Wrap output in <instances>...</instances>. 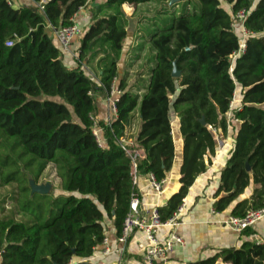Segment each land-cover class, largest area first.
I'll use <instances>...</instances> for the list:
<instances>
[{
	"label": "trees",
	"instance_id": "1",
	"mask_svg": "<svg viewBox=\"0 0 264 264\" xmlns=\"http://www.w3.org/2000/svg\"><path fill=\"white\" fill-rule=\"evenodd\" d=\"M89 1L47 0L41 10L0 0V147L24 149L15 160L17 171L6 177L3 172V179L19 182L15 198L33 217L0 216L5 264H70L72 257L87 260L78 264H98L90 258L106 235L105 218L113 219L120 233L130 209L132 160L119 139L137 108L142 126L135 142L145 150L138 170L159 180L167 177L176 158L172 108L180 119L181 186L159 206L163 220L206 170V159L211 163L216 157L215 130L229 133L233 147L221 170L214 210L224 211L234 201V216L264 207V0H195L199 6L193 12L152 33L153 66L143 93L128 87L129 73L121 77L119 69L128 36L123 5L151 0L99 5L97 11L106 14L96 17L80 39L77 66L70 68L56 30L73 24L72 17ZM242 9L250 11L244 25L251 34L245 52L234 58L242 32L232 24ZM10 40L12 45L7 44ZM93 61L96 78L85 67ZM175 68L178 76L173 75ZM115 79L122 91L118 115L110 123H99L106 140L101 146L92 119L97 111L94 93H108ZM56 96L66 102L52 99ZM26 153L41 159L36 183L50 162L60 165L62 188L57 194L32 192L20 167ZM252 184V196L242 197ZM241 233L248 238L240 246L188 264H264V242L249 239L252 228Z\"/></svg>",
	"mask_w": 264,
	"mask_h": 264
},
{
	"label": "crops",
	"instance_id": "2",
	"mask_svg": "<svg viewBox=\"0 0 264 264\" xmlns=\"http://www.w3.org/2000/svg\"><path fill=\"white\" fill-rule=\"evenodd\" d=\"M106 1L107 0H90L86 6L81 7L76 13L75 21L81 28L82 35L74 39L71 51L64 52L63 61L68 67L74 68L77 66V58L74 56V52L79 50L80 39L83 38L85 33L95 22L96 17L101 18L106 14L104 11H97V7ZM150 3L151 1L145 2V4L141 3L133 5L125 3L123 5V10L128 17V36L125 40L124 50L119 65L124 61H127V63L132 61L137 53H139L138 49L143 46L142 44H144V42L151 44V36L150 38L142 39L144 33H142L141 30L142 22L146 21L147 18L154 17L153 13V15L147 14ZM14 6L34 7L35 3L34 0H14ZM151 56H153V51ZM141 65L143 64L139 62L138 66ZM145 65L146 72L141 73L142 75L140 77L134 79L131 85H129L130 77L128 74V87H133L135 92L138 91L139 93H143L145 91V86L148 84L150 68L153 66L152 60H148ZM85 67L88 75L96 78V61L91 62L89 65H85ZM94 95L97 104V111L94 115L96 121L98 123H110L113 120V115L110 110L106 92L98 90ZM170 118L173 125V135L176 140V158L172 170L166 177L165 192L162 195L155 193L150 187L147 175H140L138 190L142 195L143 206L148 208L155 205L161 206L166 204L168 198L174 192H177L181 186L180 166L182 164L183 139L180 133V119L174 108L170 111ZM141 126L142 120L139 109L137 108L128 122L125 136L136 141ZM215 134L218 142V153L211 163L209 162V158L206 159V170L198 175L194 184L189 188V192L186 196L188 208L182 217V224L179 228V234L184 238L186 244L184 246H176L174 253L169 257L168 264H188L191 261L204 259L213 255L220 249L240 246L242 242L248 238L243 233L234 231L223 223L224 220L232 215V210L234 209L236 201L224 211L215 210V213L212 212V209H214L213 202L216 199V192L219 188L221 170L225 167L226 161L232 152L233 147L229 133L224 135L221 131L215 130ZM99 135L102 144L106 143L104 131L101 127ZM254 188L255 185L252 184L242 197L250 198L254 193ZM104 223L106 225V235L109 237L111 246L115 249L119 246L117 242V228L113 219L109 217L105 218ZM252 230L254 231V234L249 236V239L256 242H264V217L257 222ZM166 231L167 228H162L161 235H164ZM145 243L146 239L144 234L135 232L128 243V253L123 260L124 263L143 264L142 246ZM102 248L103 246L99 245L90 260L96 261L98 264H117L120 255L117 253H112L106 256L101 255ZM219 262L226 264L221 260Z\"/></svg>",
	"mask_w": 264,
	"mask_h": 264
},
{
	"label": "built area",
	"instance_id": "3",
	"mask_svg": "<svg viewBox=\"0 0 264 264\" xmlns=\"http://www.w3.org/2000/svg\"><path fill=\"white\" fill-rule=\"evenodd\" d=\"M46 2L47 0H42L34 6L35 9H44V4ZM8 3L10 5H14V0H8ZM249 13L250 11L246 9L238 11L236 19L232 24L242 32V40L238 50L234 53V58L246 50V39L251 32L247 30L244 22ZM75 16L76 14L72 17L73 24L56 30V36L63 52L71 51L74 39L82 35V30L76 23ZM7 44L12 45L13 41L10 40ZM78 55L79 50H76L74 52V56L77 58ZM121 93L122 91L117 87V79H115L111 90L106 93L113 118L118 115L117 102ZM233 103L234 100L231 102V106ZM92 119L94 120V133L99 144L102 146L103 144L99 135V123L96 121L95 117L92 116ZM119 143L126 155L132 160L131 174L134 190L131 195L130 209L123 222L122 230L120 233L117 231V242L119 246L114 249L110 244L109 237L105 235L100 244L103 246L100 254L106 256L112 253H117L120 255V259L117 264H124L123 257L127 252L128 243L135 232H140L144 234L146 239V243L142 246L143 264H157L158 262L168 264L169 257L172 253H174L176 246H184L186 244L184 238L179 234V228L182 224V217L188 208L187 199L186 197L183 199L182 203L167 220L162 219L158 205L149 208L143 206L142 195L138 190L140 180L138 164L139 161L145 157V150L138 147L134 140L126 137L125 135L120 137ZM146 175L148 177L150 187L155 191V193L162 195L165 192L166 178L159 180L153 173H148ZM212 212L215 213L216 211L212 209ZM263 217L264 207L251 209L244 216L231 215L229 218L224 220L223 223L234 231L243 232L248 228H253ZM162 228H167L164 235H161ZM3 252L4 249L0 247V264H5L3 262ZM85 261L87 260L80 257H72L70 259V264H78Z\"/></svg>",
	"mask_w": 264,
	"mask_h": 264
},
{
	"label": "rangeland",
	"instance_id": "4",
	"mask_svg": "<svg viewBox=\"0 0 264 264\" xmlns=\"http://www.w3.org/2000/svg\"><path fill=\"white\" fill-rule=\"evenodd\" d=\"M149 5L150 6L148 8L147 14H154V17L152 16L151 18H147L146 21L142 22L141 30L142 33H144L142 39L150 38L151 34L157 31V29H163L169 26L172 23L174 17L184 14L186 12H193L199 6L198 1L195 0H191L189 3H187L186 0H175V2H173V0H151V3ZM142 45L143 46L138 49L139 53H137V55L132 59V61H130L129 63H127V61H124L119 65L122 76L126 72L129 73V85L133 83L134 79L140 77L142 75L141 73L146 72L145 64L150 59L152 54L151 44L144 42V44ZM138 61L141 62V64L143 65L138 66ZM52 99L58 102H66L62 97L58 96L53 97ZM70 108L73 112V107L70 106ZM2 135L3 134H1L0 130V137ZM6 138H8L12 142H15L17 140L16 138L12 137ZM22 152H24V149L21 145H18L15 148L0 147V166H3V169L1 168L2 166L0 167V216L10 215L17 220H29L33 217L30 214L22 211L15 198L19 195V182L12 181L7 183L3 179V172L4 176L6 177L9 173L17 171L18 165L16 164L15 160L18 159V156ZM30 161H33V163L30 164ZM40 163L41 159L29 153L24 154L22 156V160L20 161V167L24 172L23 176L25 175V177L29 178V184L31 186V189H33V178L36 172L38 171ZM59 170V164L55 162H50L47 165L46 169L42 172L38 184L49 186L50 191L53 194H57L62 188V178L59 175ZM34 185L36 188L38 187L35 182ZM45 242L46 240L43 239V243ZM127 253L128 252H126V255H124L123 259L126 258Z\"/></svg>",
	"mask_w": 264,
	"mask_h": 264
},
{
	"label": "water",
	"instance_id": "5",
	"mask_svg": "<svg viewBox=\"0 0 264 264\" xmlns=\"http://www.w3.org/2000/svg\"><path fill=\"white\" fill-rule=\"evenodd\" d=\"M173 2H175V0H173ZM33 8H35V7H33ZM180 74V72L177 70V68H175L174 69V71H173V75L174 76H178ZM175 98H176V96L174 97V100H175ZM201 122L203 123V124H206V120H205V118H202L201 119ZM249 168V167H248ZM34 182L35 181H33L32 182V192H41V193H46V192H49L50 191V188H49V186H45V185H39L38 183H36L37 184V188L35 187V185H34Z\"/></svg>",
	"mask_w": 264,
	"mask_h": 264
}]
</instances>
